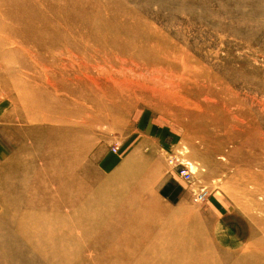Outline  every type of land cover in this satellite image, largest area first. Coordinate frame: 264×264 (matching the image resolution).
Here are the masks:
<instances>
[{
  "label": "rangeland",
  "instance_id": "1",
  "mask_svg": "<svg viewBox=\"0 0 264 264\" xmlns=\"http://www.w3.org/2000/svg\"><path fill=\"white\" fill-rule=\"evenodd\" d=\"M92 4L100 8L93 11L97 20L107 19L114 25L119 18L146 23L147 35L161 37L187 65L186 70L173 65L148 71L130 61L89 62L86 70L90 76L101 78L100 71L107 70L115 80H134L145 87L134 86L138 97L121 104L115 121L95 129L94 146L76 171L81 178L80 189L87 188L86 196L97 195L99 200L101 192L106 197L111 192L124 194L129 188L127 181H132L130 190L143 181L151 185L140 194L141 201L150 199L152 193L160 207L180 214L195 213L210 239L219 242L238 238L248 243L250 233L261 237L264 152L240 153L237 149L245 138L243 131L255 120L264 134V0H92ZM7 47L16 49L11 43ZM166 58L168 62L169 56ZM59 59L70 63L61 56L43 62L36 56L21 54L13 57L11 67L18 68L23 77L40 80L46 73L44 68L56 70L54 61ZM50 78L56 83L57 77ZM152 90L166 91L169 96L164 101L151 99L148 94ZM13 95L7 81H1L0 197H7L12 205L17 201L19 209V201L25 197L22 186L28 191L29 172L31 177L42 169L37 162L42 164L45 145L39 140L29 150L33 136L26 141L25 131L19 129L21 123L11 118L15 106L9 98ZM187 113L209 117L190 124ZM212 113L218 117L216 122ZM29 155L35 161L32 167L27 164ZM170 155L175 156L176 166L169 162ZM188 163L192 174L186 181L177 169L179 164ZM123 179L127 181L121 182ZM69 189H61L60 193L69 194ZM199 194L204 195L203 199L195 201ZM97 203L88 206L93 214ZM8 206L7 202L0 203L1 208L9 210ZM82 209L87 210L75 206L77 212ZM7 214L0 211L1 222ZM7 230L13 234L12 227ZM146 242L141 239L136 245L142 250ZM216 249L232 252L218 243Z\"/></svg>",
  "mask_w": 264,
  "mask_h": 264
},
{
  "label": "bare ground",
  "instance_id": "2",
  "mask_svg": "<svg viewBox=\"0 0 264 264\" xmlns=\"http://www.w3.org/2000/svg\"><path fill=\"white\" fill-rule=\"evenodd\" d=\"M1 1L0 82L7 81L14 93L9 98L15 106L11 118L21 123L25 140L36 136L30 139L29 150L39 140L45 147L42 164L37 162L42 169L31 177L28 174L27 193L22 186V208H17V201L12 205L7 197H0V203H9V210L0 207L3 215L9 214L4 223L0 221V264H264V232L261 237L250 233L248 243L238 238L217 242L209 238L195 213L178 214L160 207L152 193L150 199L141 201L146 182L140 181L130 190L132 181L123 179L121 182H128L124 187H129L124 194L111 192L106 197L101 192L99 200L97 195L87 197V188L80 189L76 171L94 146L95 129L115 121L121 104L138 97L134 86L145 87L134 80H115L107 70H99L101 78L90 76L86 70L89 62L130 61L148 71L173 65L186 70L183 57L181 61L161 37L147 35L146 23L119 18L114 25L107 19L97 20L93 11L100 8L92 0ZM69 14L74 18H68ZM10 43L16 49L7 47ZM21 54L43 62L61 56L70 63L54 61L57 71L46 67L44 77L33 79L11 67L13 57ZM50 77H57L56 83ZM148 96L164 101L169 94L152 90ZM186 116L190 124L209 117L205 113ZM212 117L216 122L218 117L213 113ZM258 126L255 120L243 131L245 138L237 149L240 153L264 152V134ZM28 157L27 164L32 167L35 161ZM121 182L116 181L118 185ZM65 188H70L69 194L60 193ZM95 201L93 214L88 206ZM77 205L87 210L77 212ZM141 239L147 241L142 250L136 245ZM216 243L232 252L220 253Z\"/></svg>",
  "mask_w": 264,
  "mask_h": 264
},
{
  "label": "built area",
  "instance_id": "3",
  "mask_svg": "<svg viewBox=\"0 0 264 264\" xmlns=\"http://www.w3.org/2000/svg\"><path fill=\"white\" fill-rule=\"evenodd\" d=\"M169 162L171 164H173L174 166H176L175 156L170 155ZM177 170H178L177 172H178L179 176L181 178H183L184 180L188 181V180L191 179L192 169H191V165L189 163L188 164H184V165H182V164L180 165L179 164V167H178ZM203 196H204L203 194H199V196L195 198V201L202 200Z\"/></svg>",
  "mask_w": 264,
  "mask_h": 264
}]
</instances>
